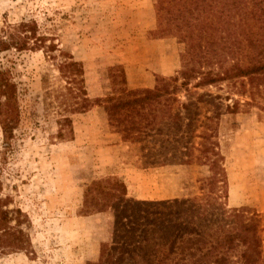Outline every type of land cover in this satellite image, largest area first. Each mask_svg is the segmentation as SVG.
Returning a JSON list of instances; mask_svg holds the SVG:
<instances>
[{"label":"rangeland","instance_id":"374dc122","mask_svg":"<svg viewBox=\"0 0 264 264\" xmlns=\"http://www.w3.org/2000/svg\"><path fill=\"white\" fill-rule=\"evenodd\" d=\"M157 6V0H0V36L26 22L47 39L44 47L55 46L52 53L0 52V70L16 88L8 128L0 123V264H99L102 249L101 264H157L164 226L129 215L115 228L110 206L130 201L246 208L264 228V85L242 89L246 81L238 79L194 88L198 80L191 81L192 96L181 89L168 112L150 113L156 123L139 143L124 138L129 122L110 124L100 100L122 95L121 68L128 89H152L181 70L184 38L158 31L164 23ZM60 54L83 67L92 102L85 111L72 110L80 100L58 72ZM203 93L218 97L220 118L201 103L189 113L181 108ZM227 106L237 113H225ZM65 117L70 126L60 125ZM123 119L130 120V110L115 120ZM212 144L222 157L219 175L210 169ZM113 179L126 187L122 202L88 190Z\"/></svg>","mask_w":264,"mask_h":264},{"label":"trees","instance_id":"16d2710c","mask_svg":"<svg viewBox=\"0 0 264 264\" xmlns=\"http://www.w3.org/2000/svg\"><path fill=\"white\" fill-rule=\"evenodd\" d=\"M157 3L158 22L164 23L158 31L184 38L181 70L176 77L160 78L152 89H128L124 71L120 66L114 67L121 68L122 95L100 100V103H104L111 125L114 121L118 125H124L123 121L130 123V128H123L122 132L124 138L130 136L131 143H139L153 130H148L156 123L150 113L157 109L168 112L172 102H177L181 89L192 96L189 89L191 81L198 80L194 88L238 79L246 81L242 83V89L264 85V0H157ZM12 30H1L0 52L11 49L19 52L40 49H47L46 53L55 51L53 44L44 47L47 39L37 35L35 25L21 22ZM60 55L64 60L58 64V72L69 90L76 91L73 92L76 95L74 98L80 100L72 110L85 111L92 102L84 87L83 67L71 56ZM213 66L216 70L212 69ZM206 67L208 69L204 70ZM179 80L181 82L177 85ZM15 94V86L9 81L6 72L0 70V99L4 98L3 102L0 100V115L6 113L0 123L4 131L8 128L7 116L14 107ZM217 99L203 93L198 95L195 102L189 99L187 104H181V108L189 113L191 107L201 103L213 109L214 118L218 119L222 113L218 112L220 104L215 103ZM94 102L98 103L99 100ZM233 107L227 106L224 112L237 113ZM129 110L130 120H115L118 115ZM60 122V125L67 126L71 123L66 117ZM58 136L61 138L63 134L59 132ZM215 145L209 148L215 157L210 162V169L213 174L219 175L222 157L215 151ZM214 178H209L210 185L214 184ZM105 184L108 186H103L102 182H92L88 190L90 188L98 195L115 198L116 202L124 201L126 187L123 182L113 179ZM116 193L120 196H116ZM189 203V206H184L187 204L185 200L130 201V206L113 204L110 207L114 211L116 229L129 215L130 221L145 220L164 226L162 232L166 242L157 264H264V238L261 236L264 228L261 229L257 215L249 213L246 208L227 210L223 206L210 208L198 206L195 202ZM114 237H117L115 232ZM104 253L102 249L99 264Z\"/></svg>","mask_w":264,"mask_h":264}]
</instances>
